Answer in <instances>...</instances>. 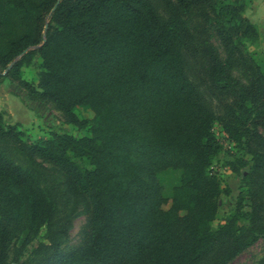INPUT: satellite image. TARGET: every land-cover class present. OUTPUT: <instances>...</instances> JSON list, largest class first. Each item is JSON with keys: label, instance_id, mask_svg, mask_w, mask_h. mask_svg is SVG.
<instances>
[{"label": "trees", "instance_id": "1", "mask_svg": "<svg viewBox=\"0 0 264 264\" xmlns=\"http://www.w3.org/2000/svg\"><path fill=\"white\" fill-rule=\"evenodd\" d=\"M159 1L161 11L152 0H0V80L39 55L38 94L90 132L29 142L0 111V138L55 164L90 204L86 242L44 264H223L264 232V59L250 49L249 0ZM210 97L224 99L235 151L214 134ZM78 105L92 115L78 118ZM220 156L241 177L236 207L214 226ZM167 168L181 170L170 196L157 178ZM45 207L32 173L0 149V264L17 262L16 233H31Z\"/></svg>", "mask_w": 264, "mask_h": 264}, {"label": "rangeland", "instance_id": "2", "mask_svg": "<svg viewBox=\"0 0 264 264\" xmlns=\"http://www.w3.org/2000/svg\"><path fill=\"white\" fill-rule=\"evenodd\" d=\"M159 11L163 9L159 0H152ZM243 15L254 23L259 31L256 45L251 50L259 52L264 59V0H249ZM219 46V45H218ZM40 57L35 54L29 63L21 66L17 75H7L0 80V111L6 126L18 125L24 132V139L34 142L53 133H68L76 137L89 131L77 130L69 124L68 116L52 101L42 98L37 86L40 71ZM189 76L194 80L201 79L200 67L190 61L187 64ZM237 77L246 75L236 70ZM222 98L210 97V106L218 119L213 131L216 138L227 149L235 151L234 135L225 132L219 117L223 114ZM73 113L80 119L90 117L88 106L78 105ZM0 149L11 159L32 173L46 197L43 219L31 233L22 230L16 233L13 240L10 259H17L13 264H44L49 252L57 249L58 253H68L82 246L89 232L90 204L86 197L76 188L64 172L55 164L37 156L22 153L17 144L9 138H0ZM83 164H86L83 161ZM213 170L219 175L224 189L214 226L224 222V217L236 207V191L240 175L224 166V156L213 163ZM242 174L247 169H240ZM181 170L167 168L157 174L162 185V194L170 196L173 187L180 182ZM243 211H249L248 200L242 201ZM241 225V221L236 222ZM264 256V232L258 233L253 242L223 264H258ZM221 264L216 259L200 264Z\"/></svg>", "mask_w": 264, "mask_h": 264}, {"label": "water", "instance_id": "3", "mask_svg": "<svg viewBox=\"0 0 264 264\" xmlns=\"http://www.w3.org/2000/svg\"><path fill=\"white\" fill-rule=\"evenodd\" d=\"M46 26H47V24H45V28H46ZM45 34V33H44ZM14 61L15 60H13L9 65H8V67L7 68H10L11 67V65L14 63ZM6 72V70L4 71V73Z\"/></svg>", "mask_w": 264, "mask_h": 264}]
</instances>
